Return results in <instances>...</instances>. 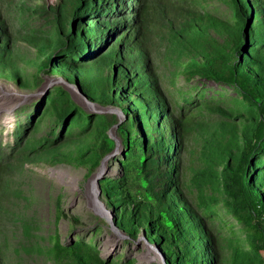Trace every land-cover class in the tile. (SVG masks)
<instances>
[{
	"label": "trees",
	"instance_id": "16d2710c",
	"mask_svg": "<svg viewBox=\"0 0 264 264\" xmlns=\"http://www.w3.org/2000/svg\"><path fill=\"white\" fill-rule=\"evenodd\" d=\"M227 3L228 17L197 0L23 3L21 15L53 23L48 32L22 35L36 54L29 60L9 44L13 35L0 12V77L25 90L31 67L34 85L42 74L59 77L87 100L126 116L118 127L122 175L100 179V194L115 226L132 239L144 235L164 264H264V0ZM156 45L164 47L172 77L224 83L241 98L233 107L215 104L210 122L176 110L150 62ZM46 120L61 132L31 138L29 130L36 133ZM112 124L86 113L62 87L47 92L10 151H0V264H7L1 220L9 214L8 197L19 193L14 175L43 160L84 167L90 175L114 150ZM183 152L197 156L186 171ZM219 204L242 224L245 243L215 232L210 220ZM50 254L55 264H135L103 260L85 241L63 245L57 233Z\"/></svg>",
	"mask_w": 264,
	"mask_h": 264
},
{
	"label": "rangeland",
	"instance_id": "374dc122",
	"mask_svg": "<svg viewBox=\"0 0 264 264\" xmlns=\"http://www.w3.org/2000/svg\"><path fill=\"white\" fill-rule=\"evenodd\" d=\"M197 1L202 7L222 16L228 17L231 14L227 0ZM23 3L31 7L37 5L39 0H0V12L6 18L8 29L13 35L9 44L22 59L29 60L36 54L22 35L31 31L48 32L53 23L47 16L21 15L18 10ZM33 9H27V12L32 13ZM37 11L39 10L36 13ZM166 57L164 47L156 45L150 62L160 76L161 89L176 105V110L210 122L216 118L213 111L215 104L225 108L233 107L236 100L241 98L233 87L224 83L198 77L191 80L182 76L172 77V66L166 61ZM19 64L23 65V62ZM34 71L28 67L24 72L31 86L25 90H21L6 77H0V151H10L15 133L29 123L47 92L57 85H66L73 98L89 114L110 116L109 112L114 110L122 114L119 121L126 120L118 107L87 100L74 85L69 86V83L59 77L42 74V81L34 85ZM61 129V125L46 120L36 133H31L30 129L28 135L33 139L54 138ZM109 132L120 145L90 175H87L84 167L51 164L46 160L25 164L23 170L14 175L13 187L19 193L10 194L6 202L9 214L3 215L1 220L7 264H55L50 254L55 233L59 235L63 245L85 241L95 246L100 257L106 261L123 262L134 259L135 264H164L159 249L149 244L144 235L138 234L136 239H132L115 226L114 212L101 197L99 180L105 177L119 178L122 175L120 161L124 148L121 137L115 126ZM182 157V171H186L193 161H197V156L190 152H183ZM101 167L103 171L97 176ZM93 181L98 205L92 202L89 194V186ZM191 198L194 199V196L191 195ZM210 223L226 242L245 243L242 224L221 204L215 206ZM25 226H28L29 232L25 230Z\"/></svg>",
	"mask_w": 264,
	"mask_h": 264
},
{
	"label": "water",
	"instance_id": "95a60500",
	"mask_svg": "<svg viewBox=\"0 0 264 264\" xmlns=\"http://www.w3.org/2000/svg\"><path fill=\"white\" fill-rule=\"evenodd\" d=\"M57 86H59V87H62L64 90H66L68 93H69V95L71 96V98H72V100L77 104V105H79L83 110H84V108L73 98V96H72V93H71V91H70V89L66 86V85H57ZM69 86H71L70 84H69ZM85 111V110H84ZM86 112V111H85ZM86 113H88V112H86ZM109 113H111V115L110 116H108V115H106V114H100V115H104V116H107L109 119H111L112 121H113V124L109 127V129H108V133H109V135H110V137L115 141V147H114V150H113V152L116 150V148L120 145V142L118 141V140H115V138L114 137H112L111 136V134H110V132H109V130H110V128L112 127V126H115V128L117 129V132H118V127H119V125H121V124H123L124 122H121V121H119V117H121V112L120 111H111V112H109ZM89 114V113H88ZM120 136V135H119ZM112 152V153H113ZM106 157H108V156H106ZM106 157L102 160V162H101V164H100V166H102V163L105 161V159H106ZM98 186H99V184H98ZM99 192H100V188H99Z\"/></svg>",
	"mask_w": 264,
	"mask_h": 264
},
{
	"label": "bare ground",
	"instance_id": "6f19581e",
	"mask_svg": "<svg viewBox=\"0 0 264 264\" xmlns=\"http://www.w3.org/2000/svg\"><path fill=\"white\" fill-rule=\"evenodd\" d=\"M102 171H103V167H101V168L99 169V171L97 172L96 175H97V176L100 175V174L102 173ZM89 187H90V188H89V194H90V196H91L92 202H93L94 204L98 205L97 202H96V195H95V193H94V181L90 184Z\"/></svg>",
	"mask_w": 264,
	"mask_h": 264
}]
</instances>
